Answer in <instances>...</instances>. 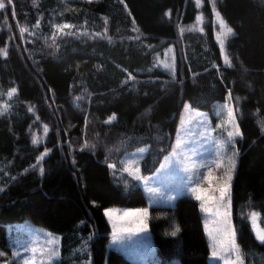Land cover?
<instances>
[{
	"label": "trees",
	"instance_id": "obj_1",
	"mask_svg": "<svg viewBox=\"0 0 264 264\" xmlns=\"http://www.w3.org/2000/svg\"><path fill=\"white\" fill-rule=\"evenodd\" d=\"M4 2L0 49L7 57L0 55V101L11 88L17 92L0 115V252L6 254L0 264L12 255L6 227L23 221L60 234L56 264H135L108 249L104 209L144 207L146 200L132 178L117 181L107 165L146 145L150 150L139 160L140 169L153 173L171 149L184 102L212 114L230 89L242 132L235 140L233 224L245 263L264 264V244L247 220L251 211L264 218V0H215L234 31L226 42L233 67L223 63L214 39L210 0H201V7L195 0ZM200 11L203 31L180 33ZM37 20L41 35L20 33ZM62 23L82 26L88 34L54 42L52 27ZM173 43L174 80L152 68L154 54ZM75 94L82 95L80 105L73 103ZM113 114L116 119L105 123ZM45 149L47 156L38 162ZM149 212L156 264H209L194 198L181 195ZM173 223L181 231L165 235Z\"/></svg>",
	"mask_w": 264,
	"mask_h": 264
},
{
	"label": "snow or ice",
	"instance_id": "obj_2",
	"mask_svg": "<svg viewBox=\"0 0 264 264\" xmlns=\"http://www.w3.org/2000/svg\"><path fill=\"white\" fill-rule=\"evenodd\" d=\"M91 2V0H89ZM123 3V0H121ZM212 3V11L216 21L219 24L220 31L216 34V40L220 45V54L224 58L225 65L227 67H233L228 55L225 51V41L228 37L234 35L232 27H229L226 21L221 16L220 12L216 10L215 0H210ZM13 0H7V4L11 5ZM197 7H201V0H195ZM6 9L4 0H0V10ZM15 15V13H13ZM167 15V13H166ZM202 20L201 15L196 16V21ZM40 26V21L37 20L35 27ZM57 32L62 35H71L73 33L65 32V29H71L74 25L61 24L54 25ZM138 29H134L136 31ZM203 31V28L200 29ZM21 34L28 31L26 27L19 28ZM182 31V30H181ZM107 29L105 30V33ZM55 35L53 34V41L55 42ZM96 35H100L97 33ZM0 55L7 57V50L0 49ZM165 68H169L170 65L165 62L163 64ZM172 78L175 79V71L173 68ZM134 77L129 74L128 80H133ZM17 92L16 88H11L7 95L12 97ZM233 100L232 90L230 89L227 98L223 105L219 107L216 112V116L221 118V122L215 126V128L205 127L204 123L199 120L205 114L193 109L188 103L184 104V110L187 113L186 117H182L181 128L177 130V139L172 146V151L169 156L165 157V163L161 165L162 168L172 160H175L183 172L186 175V179L183 182V189L199 203V209L202 213L207 214L204 222V231L208 237V247L210 249V256L215 258L222 264H245L246 253L242 246L238 242V230L233 224V200H232V187L234 173L237 167V156L239 150L236 149L235 140L237 137H242L240 125L237 123V111L231 103ZM239 100V97L236 98ZM10 105L5 103L0 105V114H3L9 109ZM29 112L32 108L28 109ZM116 119L115 114L108 118L109 123ZM87 123V121H86ZM193 125L196 127H203V132L200 133L205 137H213V133L217 129H223L226 132V137L221 134V137H213L216 143L215 155L210 159L198 158L199 154L195 147L189 145L195 144L194 138L195 132ZM44 131H48L47 125L44 126ZM131 138H129L130 140ZM36 138L33 137L32 143L35 144ZM123 143V141H122ZM231 145L233 151L229 155L227 153V147ZM87 147V142L85 143ZM94 147V146H93ZM147 148H140L139 153L149 151ZM48 154V150L45 149L40 156L36 159L41 161ZM133 158L122 159L120 163L123 165L122 173H127L128 176L133 179L147 180V178L140 175V161L135 158V153L128 154ZM35 167V165L33 166ZM109 169H116L115 163H109L107 165ZM41 173L44 169H40ZM159 171V170H158ZM3 189H0L2 191ZM149 192L158 193L159 189L149 188ZM168 201L174 199L169 195L166 197ZM154 203L150 201V204ZM104 215L107 217L108 222L111 224V238L113 243H122L126 239L136 233L145 232L148 229V220L150 216L148 207L139 208H116L109 207L104 210ZM241 218H243V212H241ZM261 219V213L251 211L247 220L252 226V231L255 234V238L264 244V227L259 226V220ZM181 231L178 224L173 223L170 232H166L165 235L176 237ZM87 247V245H84ZM23 250V254L20 251ZM60 255V252L56 248V241L54 238H46L41 242V238L38 234H33L30 242L25 244H18L12 252V260L5 259L3 264H52L53 260ZM4 252H0V257H5Z\"/></svg>",
	"mask_w": 264,
	"mask_h": 264
},
{
	"label": "rangeland",
	"instance_id": "obj_3",
	"mask_svg": "<svg viewBox=\"0 0 264 264\" xmlns=\"http://www.w3.org/2000/svg\"><path fill=\"white\" fill-rule=\"evenodd\" d=\"M86 1H89V0H86ZM91 1H97V0H91ZM210 6H211V13H212L214 39H215L217 46L219 48V51H220V45L216 40V34L220 31L219 24L216 21V18L214 17L211 2H210ZM216 10H217V8H216ZM197 15L202 16V12L200 11ZM202 22H203V19L200 22L196 21L191 25L181 26L180 27V33H183L185 30H190V31L200 30L202 27ZM62 24H65V23H62ZM67 24H70V23H67ZM35 25L32 27H29V28L26 27L28 29V31H26L23 34L26 37H28L29 35L30 36L41 35L40 30L38 29V27H35ZM71 25H74V27L71 29H65L64 31L73 33L71 35H73L75 37H81V36H85L88 34L87 30L84 27L78 26L75 24H71ZM23 27H25V26H23ZM54 33H56L55 41L58 39V37L63 36L62 34L57 32L56 28L53 26L52 27V33H51L50 37H53ZM94 33H97V32H94ZM226 42H227V40L225 41V51H226ZM176 49H178V44L173 43V44L167 45L161 52H156L154 54L152 68H158V69H160V70H162V71H164L170 75H172L173 68H174V71L176 72V64H177V62H176ZM226 54H227V52H226ZM221 59H222L223 63L225 64L224 58L222 56H221ZM165 62H167L170 65L169 68H165L163 66V64ZM10 98L11 97L6 95V97L0 101V105H3L5 103L10 105V103H9ZM81 98H82V95H80V94L73 95V97H72L73 103L80 105ZM185 103L190 104L187 101L184 102V104ZM184 104H183V106L180 110L179 116L177 118L172 146L175 144L176 139H177V130L181 128L182 117H186V115H187V113L184 110ZM223 104H224V102L216 103L214 108H213L212 114L206 110L195 108L191 104L190 105L192 106L193 109H196L199 112L205 114L203 117L199 118V120L204 123L205 127L215 128V126L221 122V118H218L216 116V112L219 109V107ZM6 112H4V113H6ZM0 115H2V114H0ZM212 115L214 117V121L212 120ZM193 129L195 132L194 138L196 139V143L191 144L189 146L196 148V150L199 154L198 158H204V159L212 158L215 155V150H216V143H215V139L213 137H221V134H223V136L226 137V132H224L223 129H217L216 132L213 133V137H205V136L200 134L204 130L203 127L198 128V127H196V125H193ZM86 142L87 141L83 140L82 145H85ZM87 145L90 146L88 144V142H87ZM172 146H171L170 151L166 154L165 157L169 156L170 152L172 151ZM235 146H236V149L239 150L236 143H235ZM140 148H147V146L141 145V146L134 148L133 150H131L129 152H126V153H128V154L135 153L136 154L135 158L140 160L145 153V152L139 153L138 150ZM232 151H233V148L231 147V145H229L227 147V153L230 155ZM125 154L121 158H119V160L117 162H115V164L117 166L116 169L115 170L111 169L114 178L119 182H120L121 178H125V179L132 178V177L128 176L127 173H122V171H121L123 165L120 163V161L122 159L133 158L131 155L126 157ZM165 157L162 159L160 165L158 166V168L153 173L144 174L140 170V175L147 178V180L137 181V180L132 178L136 182V184L138 186H140L142 189V192H143L145 200H146V205L144 207L150 208L152 206H169V205H172L174 203V201L181 195L191 196L189 193H187L183 189V182L186 179V175L183 172L182 168L178 164H176L175 160H172V162L168 163L166 165V167H164V168L161 167V165L165 163ZM237 158H238V156H237ZM2 181H3V176L0 174V189L2 188V186H1ZM149 188L159 189V192L158 193L149 192V190H148ZM169 195L174 197V199L172 201H168L166 199V197ZM150 201H153L154 203L150 204ZM110 207L133 208V207H122V206H110ZM107 208H109V207H107ZM200 213L202 216V224H203V229H204V222H205V219L207 217V214L202 213L201 211H200ZM105 218H106V221L110 227V235H109V240H108V244H107L108 249H114V250L118 251L119 253L123 254L127 259H129L130 261H132L135 264H156L157 263L158 257H157V254L155 252V247H154L153 239H152V236H151V233L149 230V226H148L147 231L141 232V233H136L131 237V239H126L122 243H113L112 238H111V231H112L111 224L108 222L106 216H105ZM250 226H251V224H250ZM259 226L264 227V218H261L259 220ZM251 230H252V226H251ZM6 231H7V236H8V240H9L11 253L15 249L16 245H18V244L27 245L30 242L33 234H38L39 237L41 238V242H43V240L46 238H54L56 241V248L60 252V247H61V236H60V234L51 232V231L45 229L44 227L34 225L33 223H31L29 221H23L20 223L17 222L14 224H10L6 227ZM204 233H205V231H204ZM205 236H206V240L208 243V237H207L206 233H205ZM254 237H255V234H254ZM20 251L23 254V250L20 249ZM59 258H60V255L53 260L52 264H56L58 262ZM12 259L13 258L11 255L9 261H11ZM208 262H209V264H222V262H219L215 258H212L210 256V249H209ZM1 264H3V262Z\"/></svg>",
	"mask_w": 264,
	"mask_h": 264
}]
</instances>
